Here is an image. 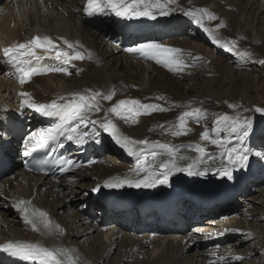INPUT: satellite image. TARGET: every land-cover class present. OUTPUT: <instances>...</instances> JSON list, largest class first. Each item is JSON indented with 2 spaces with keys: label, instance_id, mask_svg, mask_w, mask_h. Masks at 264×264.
Masks as SVG:
<instances>
[{
  "label": "bare ground",
  "instance_id": "1",
  "mask_svg": "<svg viewBox=\"0 0 264 264\" xmlns=\"http://www.w3.org/2000/svg\"><path fill=\"white\" fill-rule=\"evenodd\" d=\"M86 5L87 0H0V117L17 118L27 126L26 134L9 152L21 157L34 137L53 124V120L44 122L40 117L42 113L23 105L25 97L21 92L29 93L31 102L37 104H48L61 96L71 98L72 93H101L102 96L115 93L112 100L98 97L100 111L88 113L86 121L75 120L68 128V136L79 138L81 134H88L83 143H76L75 138L69 143L68 152L74 159H80L77 147L81 144L94 146L99 143L104 152L93 151L87 163L72 169L60 180L23 176L15 164L11 174L1 179L0 244L20 241L50 249H73L74 255L80 257L79 264H264V175L260 174L264 173V111L256 110L264 109V63H261L264 61V0H176L168 5V15H159L157 11L155 19L132 18L134 22L148 20L155 24L175 20L172 31L130 39L120 26H116L115 15L110 10L89 16ZM196 9H207L216 19L205 16L202 23L197 24L194 18L184 14ZM181 19L186 21L181 24ZM221 22L225 26L218 28ZM35 35L50 37L56 48L48 53L35 49L41 58L32 60L33 65L46 58L57 59L56 50L71 52L63 43L65 39L77 45L75 50L82 52L85 59L73 60L70 64L58 59L53 68L66 67L69 75L51 71L35 74V78L20 84L15 68L6 62L3 49L14 43H27ZM214 39L228 47H220ZM149 42L179 50L174 55L183 61L182 70L170 71L154 59H138L139 54L130 55L127 51ZM88 53L91 59L87 58ZM127 92L130 96L126 99ZM160 97L169 99L176 108L201 109L205 120L196 122L189 118L195 129L187 123L186 135L172 134L177 130V122L174 129L166 125L172 129L164 131L163 136H154L160 131L162 121L169 119L171 109L140 115L135 124L126 123L108 111L119 100L128 99L163 107V102L157 100ZM202 100L212 104L201 105ZM106 114L125 136L135 141H148V144L135 146L141 155H129L99 123H92L103 121ZM221 116L229 120L217 127L216 121ZM236 119L247 123L230 133L228 125ZM73 128L77 129L76 133L72 132ZM205 130L210 140L228 139L229 148L239 143L247 130L243 145L247 164L234 167L231 180L215 171L221 163L222 149L210 140L201 139ZM197 147L204 148V153L196 151ZM151 152L161 154L155 162L151 159L147 162L152 168L174 154L181 167L193 164L200 171L205 168L208 171L203 176L175 172L168 184L154 188L104 187V182L110 178L123 179L132 175L143 156ZM185 156L187 160L179 159ZM257 171L260 172L255 175ZM243 181L248 185L239 191L246 200L244 208L238 211L234 204L222 209L215 206L204 212L210 217L207 221L199 217L203 210L187 209L185 202L180 200L178 208L185 209L189 215L190 212L197 215L195 221L184 222L183 232L174 231L173 226L144 224V218L136 213L130 216L115 214L94 199L97 185L113 194L154 196L166 191L178 195L185 190L201 189L212 194L224 193L223 184L236 188ZM215 199L219 204L230 200L227 195ZM20 200L31 201L27 205L30 211L46 212L53 230L49 232L39 225V230L33 231L14 207ZM215 222L222 226L216 233L212 232ZM56 225L63 230L62 234L55 229ZM212 237V243H204ZM248 240L253 241L251 246L247 245L248 250L242 249ZM223 244L226 246L222 247Z\"/></svg>",
  "mask_w": 264,
  "mask_h": 264
},
{
  "label": "snow or ice",
  "instance_id": "2",
  "mask_svg": "<svg viewBox=\"0 0 264 264\" xmlns=\"http://www.w3.org/2000/svg\"><path fill=\"white\" fill-rule=\"evenodd\" d=\"M176 0H87L86 13L91 16L96 13H103L105 9L110 10L118 17H124L128 19L147 17L150 19H155V13L158 11L159 15H168L169 8L168 5L174 4ZM186 16L194 18L197 24L202 23V19L207 16L208 19L213 20L216 17L209 13L207 9H196L185 11ZM225 25L223 22L217 27L222 28ZM208 31V29H205ZM214 42L219 44L220 47H228L227 44L221 43L219 40L214 39ZM64 45L72 51L56 50L55 55L57 59L63 60L65 64H70L73 60H83L85 55L76 51L77 45L69 42L68 40L63 41ZM234 45V42H231ZM82 47V46H81ZM43 49L45 53L50 50L55 49L56 45L53 40L48 37H33L27 43H14L9 47L3 49V54L7 57V63L11 64L16 71L18 80L20 84L27 82L33 75L40 74L41 72H63L69 75L68 69L66 67H57L50 69H38L35 66H30L32 60H39L41 57L37 55L35 49ZM231 50V48H229ZM130 53H137L140 57L144 59H154L158 64H163L164 67L168 68L170 71H181L184 67L183 61L174 55L175 52L179 50L164 47L160 44L149 42L141 43L135 47L127 49ZM238 55H249L248 53H237ZM87 58L91 59V53H88ZM264 63V61H261ZM115 93L111 92L107 95L101 93H92L90 95H85L81 93H72L71 98L59 97L58 100H52L48 104H37L31 102L30 94L27 92H21L20 95L25 97L22 101L23 105L29 108L35 109V111L42 113L45 116H57L62 119L63 124H67L73 120L86 121L88 119V113L93 111H100V104L98 102V97L105 100H112ZM62 101V102H60ZM229 107H235V105H229ZM166 111L167 109L154 104H142L139 100H119L115 103L108 111L125 120L126 123L131 122L133 124L137 123V117L140 115H151L152 111ZM257 111H264V109L257 108ZM204 113L201 112L199 108H193L191 111H185L178 117V124L176 125V131H173L174 136L186 135L187 134V123L189 118H194L199 120ZM229 120L227 116H221L217 121V127L223 122ZM93 124L99 123L100 127L107 131L117 144H120L126 149L129 155L139 156L140 152L136 151L135 146L137 144H148L147 140L135 141L131 138L125 136L117 126L109 119H107V114L103 121H92ZM247 121H240L239 119L234 120L230 125H228L229 132L234 133L239 129L243 128ZM61 125H57L55 129H48L42 131L39 138L35 140V143L31 146L32 150L37 147H43L49 140L55 138V134L59 132ZM215 130V129H214ZM73 133L77 132L76 128L72 129ZM88 135L87 133L79 135V138L74 136H68L69 140L76 139V143H83L84 137ZM248 132L245 130L243 135L240 137V142L235 146L229 148L228 144L230 141L225 139L224 141L211 139L209 132L205 130L201 133V139L208 141L222 149L221 151V163L220 166L215 169V171L221 175L226 176L229 180L232 179V171L236 166L244 167L247 164L248 157L244 153V139L247 137ZM35 136V134H34ZM196 151L201 154L204 153V148L197 147ZM161 155L157 152H151L150 154L144 155L143 160H141L137 167L132 170V175L127 176L123 179L120 177H114L106 180L104 182V187L107 188H122L124 186L130 188H154L160 184H168L169 178L175 172H187L188 175H200L203 176L208 171L205 168L200 171L196 165L188 164L187 167H181L177 163V159L174 154L169 155V159L161 161L156 168H152L147 162L149 159L155 162L157 157ZM179 159L187 160L188 157H180ZM71 164V161H67ZM141 173H144L141 176ZM99 189H94L98 191ZM31 201L20 200L14 205L17 210L21 213L26 224L31 225L33 231H38L39 225H42L44 229L51 232L52 222L48 219V214L46 212L35 210L30 211L27 205H30ZM58 233L62 234L63 230L60 229L59 225L55 226ZM0 251L8 253L10 256L19 257L23 260H32L38 262V264H79L80 257L74 255L75 250L67 248H47L38 243L30 242H7L0 244ZM237 259H241L237 257Z\"/></svg>",
  "mask_w": 264,
  "mask_h": 264
},
{
  "label": "rangeland",
  "instance_id": "3",
  "mask_svg": "<svg viewBox=\"0 0 264 264\" xmlns=\"http://www.w3.org/2000/svg\"><path fill=\"white\" fill-rule=\"evenodd\" d=\"M126 95H125V98L127 99L130 95H129V92H127V93H125ZM128 96V97H127ZM167 97V96H166ZM166 97H160L159 99H157L158 100V102L159 103H161V102H163V104H164V106H163V108H166V109H171V111H172V114L170 115V117H169V119L167 120V121H162V125H161V127H160V131H158V132H155L153 135L155 136V135H160V136H163L162 134H163V132L164 131H166L167 129H172V128H170V126L171 127H173V129H174V127H175V125L177 124V122H178V117L183 113V112H185V111H191V108L190 107H187V106H183V107H179V108H176V107H174V105L170 102V100L169 99H165ZM207 104H212L211 102H209V101H207V100H202V102H201V105H207ZM158 105H160V104H158ZM175 108L178 110H175ZM164 119V118H163ZM203 120H205L204 118H203V116L199 119V121H203ZM196 122L198 121V120H195ZM194 121V122H195ZM195 122V123H196ZM188 123H189V125H188V127H190L191 129H195L194 127H195V125H194V123H192L191 121H189L188 120ZM166 125H170V126H166ZM27 132V131H26ZM26 134V133H25ZM24 136V135H23ZM162 138H166V137H162ZM259 173L257 172V174H255V175H258ZM264 174V173H263ZM243 189V188H242ZM243 195V193L242 192H240V195ZM242 201V204L240 203ZM245 203H246V200H243V198H242V196H240L239 197V199L238 200H236L234 203H232V204H234V205H237L238 206V211H240V210H242L243 208H244V206H245ZM219 207V206H218ZM226 206H224V207H219L220 209H222V208H225ZM209 211H211V210H209ZM208 211V212H209ZM210 219V217H206V221L207 220H209ZM213 224H215V225H213V227H212V232H214V233H216V232H218V231H220V230H222V226H220L219 225V223H217V222H215V223H213ZM191 230H192V228H191ZM217 230V231H216ZM240 237H242V236H239V238ZM249 241V240H248ZM253 242V241H252ZM251 241H249V243L246 241L245 243H243L244 245L243 246H241V248L242 249H246V250H248V247H247V245L248 246H251V245H249V244H251L252 243ZM227 244V243H226ZM226 244H223L222 245V247H225L226 246ZM246 244V245H245ZM245 247H247V248H245ZM245 250V251H246Z\"/></svg>",
  "mask_w": 264,
  "mask_h": 264
}]
</instances>
